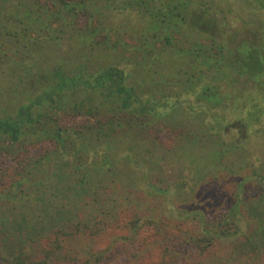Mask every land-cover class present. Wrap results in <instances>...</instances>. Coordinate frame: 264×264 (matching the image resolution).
Here are the masks:
<instances>
[{"label":"trees","instance_id":"trees-1","mask_svg":"<svg viewBox=\"0 0 264 264\" xmlns=\"http://www.w3.org/2000/svg\"><path fill=\"white\" fill-rule=\"evenodd\" d=\"M250 1L260 11L253 9L254 24L242 27L245 35L218 40L213 33L204 30L207 22L202 18L213 9V5L201 0H0V59L12 55L25 61L34 60L36 49L42 50L44 62L52 58L62 59L52 66L51 74V70L35 72L31 82L37 86L32 88L27 99L17 111L0 117V181L8 182L0 188V264H105L107 250L96 249L93 245L105 232L111 217L115 216L112 209L105 212L106 208L98 204L96 210L81 213L78 207L73 211L67 205H60L59 219L45 221L41 215L38 218L43 224L32 231L28 227L16 226L9 216L22 211L16 205L23 199H30L34 192L41 195L38 201L45 202L43 190L37 186L44 183L45 177L36 176L35 171L42 169L51 158L62 162L66 156H72L77 160L74 170L81 173L88 163L85 156L98 151L93 137L86 132L108 134L110 132L105 129L114 121L117 128L113 126L112 129L117 130L128 123L133 127L140 118L163 119L166 114H160V107L169 106V100L163 104L161 94L150 92L149 101L155 105L150 106L147 102L149 92L136 78L142 73L143 64L150 59L151 65H156L157 56L176 51L180 54L177 60L185 61L187 67L194 64L191 70L179 69L184 76L180 80L184 89L179 95L180 104H193L190 101L193 97L196 99L195 108L203 110L200 116L204 118L210 116V108L221 109L232 99V94H237L241 104L239 116L233 122L228 120L225 129L235 128L244 138L253 129L264 131V19H261L264 0ZM126 9L137 11L147 28H140L142 33L135 44L124 39L110 43L115 29L103 22L101 16L108 18L111 13L114 17V11ZM83 15L87 21L80 26ZM210 22L209 25L217 27L215 20ZM194 31L200 36L193 37L191 33ZM68 33H71L72 41L80 40L84 49L88 46L95 49L97 43H102L112 50L99 53L110 58L106 65L102 67L100 63V68L95 65L87 68L90 60L94 61L90 53L84 52L86 56L83 57L64 52V34ZM201 36L206 38L200 39ZM120 50L130 51L132 56L112 61V54L117 56L115 52ZM66 55L78 61L83 58V65L65 71ZM129 65L133 66L132 73L127 70ZM210 76L215 79L212 87L203 86ZM223 81L231 90L227 98L220 96V101H209L210 96L226 92L221 89ZM84 89L100 94L105 103L112 101L108 110L113 112L105 114L100 108H87L86 99L70 102L64 99ZM117 112L129 117L120 118L115 114ZM64 115H84L86 121L84 124H64ZM156 128L162 136L167 132L163 126ZM37 144H45L44 149L36 155L30 154L28 147ZM106 156L110 157L109 154ZM110 161L107 168L112 171L116 163L112 158ZM64 163L59 167L64 168ZM73 184L75 188L71 186V190L80 197L91 193L88 198L94 195L95 201L100 202L99 197L109 196L102 192L107 185L92 187L86 176ZM6 202L13 204L12 208H7ZM144 221L141 216L133 219L132 230L136 232ZM200 224L201 233L193 236L191 241L201 255L217 239L239 231L229 212L218 220L202 217Z\"/></svg>","mask_w":264,"mask_h":264},{"label":"rangeland","instance_id":"rangeland-1","mask_svg":"<svg viewBox=\"0 0 264 264\" xmlns=\"http://www.w3.org/2000/svg\"><path fill=\"white\" fill-rule=\"evenodd\" d=\"M201 2L213 5L207 15H202L207 22L203 27L218 40L245 35L242 27L254 24L253 9L260 11L250 0ZM109 15L108 18L101 16V20L115 29L110 43L124 39L129 44H135L141 29L147 28L137 11L116 10L114 17L111 13ZM212 18L217 27L209 25L210 21H214ZM261 19H264V12ZM86 21L87 17L81 16L80 26H84ZM191 34L193 37L200 36L196 31ZM64 36V52L83 57L91 54L95 62L90 60L87 68L91 65L100 68V63L105 66L110 58L101 54L113 52L102 43H97L95 49L90 46L84 49L80 40H71V33ZM34 53L37 56L34 60L25 61L12 55L0 59V117L17 111L27 99L32 88L37 86V83L31 82L34 75L50 70V74L53 73L52 66L62 60L52 58L44 62L42 50L36 49ZM115 54L117 56L112 54V61L132 56L130 51L122 50ZM67 55L64 56L65 71H73L83 65V58L78 61ZM177 55L180 54L173 51L163 57L157 56L156 65H151L150 59L143 64L142 73L136 77L149 92L147 102L150 92L161 94L163 104L169 100V106L160 107V114H166L163 119L159 117L150 121L152 117L140 118L133 127L132 123H128L117 130L112 129L113 126L117 128L114 121L105 129L110 132L108 134L87 133L86 129L98 151L85 156L88 163L82 168L83 175L82 171L79 174L74 170L77 163L74 157L66 156L62 162L51 158L42 169L35 171L36 176L45 177L44 183L37 185L43 190L45 202L38 201L41 195L35 192L30 199H23L16 205L22 211L9 216L16 226L28 227L32 231L43 224L38 218L41 215L45 221L59 219L60 205H67L73 211L78 207L82 213L96 210L100 204L106 208L105 212L112 209L115 213L105 232L93 245L96 249L107 250L105 264H264V131L253 129L244 138L235 128L225 129L228 120L239 116L241 104L237 94H232V99L221 109L210 108V116L204 118L200 116L203 110L195 108L196 99L193 97H190L193 104H180L179 95L184 91L180 80L184 76L179 69L191 70L194 64L187 67L185 61L177 60ZM52 60L53 64L50 63ZM28 68L32 69L28 71ZM127 70L132 73L133 66H127ZM210 77L203 86L212 87L215 79ZM227 87V82H221V89L226 92L210 96L209 101H220V96L227 98L231 91ZM232 89H235L234 86ZM64 99L68 102L86 99L87 108L97 107L105 114L113 112L108 110L112 101L105 103L100 94L87 89ZM148 103L155 106L153 101ZM115 114L123 119L129 117L125 113ZM85 121L84 115H64L63 118L64 124H84ZM157 126H163L167 132L160 135ZM44 147L45 144L31 145L29 153L36 155ZM110 158L116 163L112 171L107 168L111 164ZM63 161L66 162L64 168L59 167ZM83 176L92 187L107 185L102 192L109 196L99 197L98 202L94 195L88 198L91 193L89 196L84 193L82 197L76 195L71 186L74 187L73 183ZM5 183L8 182L0 181V188ZM5 205L7 208L13 206L10 202ZM228 212L232 214L239 231L217 239L203 255L199 254L191 239L201 233L202 217L210 221L218 220ZM139 216L145 221L134 232L131 221ZM150 220L153 222H148Z\"/></svg>","mask_w":264,"mask_h":264}]
</instances>
